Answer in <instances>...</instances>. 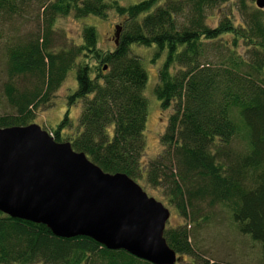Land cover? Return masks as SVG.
<instances>
[{
  "label": "trees",
  "instance_id": "trees-1",
  "mask_svg": "<svg viewBox=\"0 0 264 264\" xmlns=\"http://www.w3.org/2000/svg\"><path fill=\"white\" fill-rule=\"evenodd\" d=\"M228 1L140 0L122 6L108 0H0V73L8 107L0 128L34 123L36 112L52 106L75 68L76 89L67 101L82 103L76 132L63 138L71 126L66 113L52 129L53 139L67 140L106 173H124L139 185L162 189L185 221L163 233L182 257L180 264H215L195 253L194 226L208 222L204 209L216 206L225 208L239 233L259 246L264 264L263 11L253 0H237L243 19L235 23L224 9L213 25L207 10ZM107 8L121 18L112 50L97 48L92 26L84 27L80 44L57 41V16L106 18ZM30 11L35 30L1 45L7 23ZM132 44H154L157 55L166 50L154 94L171 112L160 137L162 150L147 163V74L131 53ZM0 264L151 263L88 237H57L42 224L0 212Z\"/></svg>",
  "mask_w": 264,
  "mask_h": 264
},
{
  "label": "water",
  "instance_id": "water-1",
  "mask_svg": "<svg viewBox=\"0 0 264 264\" xmlns=\"http://www.w3.org/2000/svg\"><path fill=\"white\" fill-rule=\"evenodd\" d=\"M254 3L264 23V0ZM118 33L115 26V44ZM0 212L151 264L182 261L163 236L167 207L126 174L104 172L36 123L0 128Z\"/></svg>",
  "mask_w": 264,
  "mask_h": 264
},
{
  "label": "rangeland",
  "instance_id": "rangeland-1",
  "mask_svg": "<svg viewBox=\"0 0 264 264\" xmlns=\"http://www.w3.org/2000/svg\"><path fill=\"white\" fill-rule=\"evenodd\" d=\"M108 1L110 3L112 1H117L119 5L127 6L140 0ZM238 5L237 0H230L219 9H214L212 11L207 10V14L212 15L210 19L213 21L212 24L215 25L220 21L221 17L223 18L222 14H220L221 17L218 16L219 13H221L220 11L226 9V11L234 16V21L237 23L244 17V15L242 16L239 13ZM106 10V18H99L93 15L76 18L72 14L57 16L53 26L58 33L55 34L57 36V41L65 42L68 44V47L73 44H80L84 27L92 26L97 34V48L103 51L112 50L115 44V26H120L121 18L114 9L107 8ZM215 12L217 13L214 16L213 13ZM36 21V17L32 11L22 18L13 17L6 25L5 35L1 45L5 43L7 39L13 38V35H25L27 32L35 30L37 26ZM129 49L132 54L140 58L141 64L147 74V81L143 90V95L147 101L143 162L147 163L154 159L162 150L160 137L166 128L168 117L171 112L170 108L166 110L161 108L160 101L154 94V88L158 82V70L164 63L166 50L157 55L158 48L154 44L150 46L132 44L129 46ZM239 51H244L243 46L239 47ZM1 54L2 52L0 50V67L4 69ZM3 81L4 77L2 73H0V115L8 112V107L2 97ZM75 89V68H73L56 91L52 106L37 111L34 123L38 124L53 137L51 134L52 129L56 128L67 113L71 121V126L64 129L63 138H66V134L73 135L76 132L77 119L82 108L81 102H77L73 105L68 104L67 95H70ZM236 139L237 144L243 146L244 140H242L240 136ZM62 142H67V140H62ZM140 186L148 196L160 201L170 210V217L165 227H174L185 222L176 212L173 205L169 203V198L165 196L162 189L149 187L142 184V182ZM204 210L210 214L209 221L205 222L200 229L194 226L195 253H198L200 255L199 257H202L203 260L209 263L214 262L215 264H261V251L259 246L247 236L239 233L225 208L216 206L213 209L206 207ZM192 228L193 226L191 229ZM184 259L188 258L185 256Z\"/></svg>",
  "mask_w": 264,
  "mask_h": 264
}]
</instances>
